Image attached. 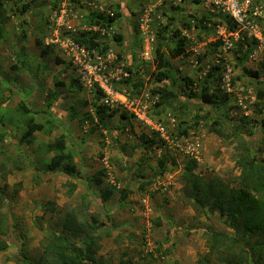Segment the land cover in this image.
Returning a JSON list of instances; mask_svg holds the SVG:
<instances>
[{
    "label": "rangeland",
    "instance_id": "obj_1",
    "mask_svg": "<svg viewBox=\"0 0 264 264\" xmlns=\"http://www.w3.org/2000/svg\"><path fill=\"white\" fill-rule=\"evenodd\" d=\"M29 1L0 0V101L8 117L3 122L0 120V227L2 237L8 243V249L0 252V264H23L21 253L30 258L38 257L43 237L61 231L70 248L82 246L85 235L89 238L92 231L97 232L92 248L95 257L105 263L203 264L202 260L209 259L213 264L219 257H225L224 254L210 256L206 244L208 229L212 227L229 235L233 230L226 225L224 217L209 209L208 202L204 206L195 204L187 196L189 186L181 179L184 166L193 159L176 150L149 127L120 118L119 109L107 119V128L96 119L90 120L88 116H93L94 110L93 94L78 88L76 73L58 46L48 45L43 56L39 49L49 40L51 15L62 6L68 10L69 25L75 29V35L89 31L87 29L94 24L89 20V14L107 17L117 12L119 16L111 25L112 29L100 34L98 39L107 42L108 50L115 55V63L132 70L140 69L144 84L132 97L146 104L150 116L164 125L168 141L176 135L183 145L181 137L199 144V160H194V172L205 183L233 187L239 175L240 142L234 135L220 139L209 133V122L201 117L207 111L213 117L224 116L227 127L239 133L253 149L252 153L264 159V132L254 124L261 119L257 113V90L264 88V76L258 79L242 76L240 71L241 67L259 68L264 75L260 66L264 64V41L253 38V45L249 47L253 36L243 31L245 37L237 51L238 39L229 34L224 25L218 24L221 15L212 0ZM241 1L251 17L249 12L255 0ZM24 4L27 5L26 12ZM253 8V14L264 18L263 1ZM193 13L211 17L205 26L206 33L193 26L188 16ZM166 25H171L169 30L177 29L180 36L187 38V54L170 60L175 80L184 76L193 80L189 88L183 82L177 85L182 93H189L190 88L197 93L209 67L215 64L222 67L219 89L227 98L221 100L217 108L198 105L194 98L180 97L187 105L182 113L178 109L155 112L154 91L167 81L158 83L154 80V62L145 60L142 53L146 41L151 49L155 47L158 31ZM256 26L262 32L264 20L263 25ZM23 33L25 38L22 40ZM119 35L121 40L117 41L115 36ZM224 37L227 44L222 40ZM21 47L25 52V65L18 59ZM208 47L214 49L213 52L199 62L198 57ZM243 55V62L238 64L236 59ZM218 81L210 82V88L214 89ZM117 89L130 93L132 87L121 83ZM51 91L57 95L48 101L51 99L48 97L47 100L46 95ZM19 102L38 112L36 122H43L44 117H40L46 113L55 117V130L50 136L35 133L33 144L20 143L21 124L12 117ZM178 123L186 129L185 136L177 134ZM60 134L65 136L68 146L75 147V178L36 168V165L42 167V152L36 149ZM141 135L151 137L156 144L145 148ZM164 161L165 168L162 169L161 162ZM99 173L101 183L97 185L95 176ZM121 189L127 193L124 199ZM106 190L112 194L102 203L99 194ZM46 204L52 210H47ZM67 217H74L87 231L64 232L63 223ZM89 225L92 226L90 230ZM5 230L7 234H4Z\"/></svg>",
    "mask_w": 264,
    "mask_h": 264
},
{
    "label": "trees",
    "instance_id": "obj_2",
    "mask_svg": "<svg viewBox=\"0 0 264 264\" xmlns=\"http://www.w3.org/2000/svg\"><path fill=\"white\" fill-rule=\"evenodd\" d=\"M260 1L264 0H255L251 5L249 14L246 13L247 19L256 23V25H263L264 18L259 14H253L254 8L253 5L259 4ZM32 0L29 1L31 3ZM26 4L23 5L25 8L24 12L27 11ZM23 10V9H22ZM221 23L225 26L226 31L230 34L235 33L238 28L237 25L232 22L226 16L220 14ZM119 14L115 12L112 16L103 17L100 14H89L88 18L94 24L101 26H111L118 18ZM189 17L192 19V24L195 28H198L199 31H204L206 33V27L210 23L211 17L209 15H200L189 14ZM205 22V24H204ZM204 24V26H203ZM186 25V24H185ZM171 26V25H169ZM169 26L163 27L158 31L157 41L155 47L152 48V57L153 65L155 67V73L153 76L156 82L167 81L163 85L157 87L154 91L156 96V101L154 102L155 112L159 113L161 110H170L176 111L183 110L187 108L185 101H181L180 97L186 99H193L198 102V105H205L209 108H213L220 104L221 100H226V94L220 93V71L222 67L220 65H211L209 69L205 72L203 76V85L199 88L198 92H192L190 88L189 93H182L179 90L178 84L183 82V84L189 88L193 84V80L184 76L180 80H175L173 78L172 67L170 60L172 58H178L181 55L187 54L188 50L186 49L187 38L180 36L178 30H169ZM189 26V25H188ZM168 27V28H167ZM212 32V30H209ZM261 35L264 36V29L261 32ZM99 33H81L77 37H74V41L79 45H83L86 49H97L99 52L104 53L109 48L107 42H103L98 39ZM245 37L243 31H238V41L236 43L237 51L242 47L241 39ZM25 38V33L22 34V40ZM117 41L121 40V36H115ZM255 40V39H254ZM37 45H40L39 41H36ZM253 45L252 42L248 44L249 47ZM210 46L213 47L212 44ZM39 49L41 56L46 54L49 46H40ZM214 49H208L206 52L198 57V61L201 62L206 54L210 55ZM18 54V53H17ZM25 52L23 47L19 50V61L21 64H26ZM117 58L120 60L121 55H117ZM245 58V55L242 58H237L238 64H241ZM69 64V63H68ZM71 65V64H69ZM264 69V64L260 65ZM15 67V66H14ZM13 67V68H14ZM72 68V66H71ZM129 77L122 81V84L129 85L132 87L130 96H134L135 93L138 94L140 89L143 87L144 80L140 75V69L132 70L130 67H125ZM250 70L245 67H241L242 76H250L254 78H260L264 76L263 73L259 70ZM218 79V83L215 84L214 89H211L210 82H214ZM212 80V81H210ZM75 83L78 84V88L84 87L81 85L78 79L75 80ZM121 84V83H120ZM80 86V87H79ZM94 100H93V116H88L90 120L94 121L95 119L102 125V127H108V118L113 117L117 114V108H109L100 103L102 97L101 92L98 89L92 91ZM57 93L51 91L47 93L46 98L48 97L52 101L55 99ZM257 98L259 100V106L257 113L260 115V121L254 122V124L259 125L264 132V88L257 90ZM2 101H0V120L3 122L6 120L7 113L5 108L2 107ZM50 102H48V105ZM200 107V106H199ZM201 108V107H200ZM154 110V109H153ZM14 115L18 120L16 122L21 124L22 136L20 138L21 144H33L34 143V134L40 133L50 136L55 130L54 120L55 117L51 113H46L42 115L40 119H43V122H36L35 116L38 115V112L32 111L22 102H19L13 109ZM182 113V111H181ZM120 118L131 119L129 115L125 112H120ZM224 116L220 115L218 117H213L210 115V112H205V115L201 117L206 119L207 131L216 135L220 139H228L230 135H234L237 138L239 147L242 150V153L237 156V163L239 167V175L234 180L235 186L230 187L227 185H213L211 183H205L201 177H199L195 172V161L190 160L184 166V171L182 172L181 179L184 182L185 186H189L187 196L194 201L195 204L204 206L208 202L210 205V210H216L220 217H224L227 222L226 225L233 230L232 234H225L224 232L217 231L212 227H209L208 238H207V247L209 254L218 255L221 254L225 257L218 258L213 264H218L222 262L223 264H264V159L258 158L256 154L252 153L251 150L246 144L245 140L241 138L239 133H234L232 128L227 127L224 123ZM194 118V117H193ZM197 117H195L194 123L197 124ZM182 122V121H181ZM179 135L185 136L186 129L181 125L177 124ZM230 132H227V130ZM232 131V132H231ZM142 136V143L146 144L145 148L151 147L152 143L156 144L151 137L147 135ZM38 148V147H37ZM37 151L41 150L42 156L40 163L44 172L51 173H63V175L69 178H75L77 175V165L75 162V147L68 146L65 136L60 134L53 138L51 142L42 144ZM47 156L48 158H45ZM36 163V162H34ZM164 162H161L162 169L165 168ZM100 176L97 174L95 176L97 185H100ZM4 179V178H3ZM121 198L124 199L127 193L124 189L120 190ZM110 190H106L99 194V198L102 203L106 202L111 195ZM49 204H46L45 207L47 210H52L51 207H48ZM0 225H2L0 223ZM64 232L73 231L74 233H83L84 225L77 224L74 217H67L63 223ZM91 225L88 226V229H91ZM92 235L88 238L85 236L82 238V246L70 248L66 245L63 237V231L60 233H50L43 237L40 242V255L36 258H30L29 256L21 253V263L23 264H113L105 263L101 258L95 257V250L92 248V245H95L96 242L93 239V236L98 237V233L92 231ZM4 234H7L5 230ZM8 249V243L2 237V231L0 227V252H5ZM203 264H211L209 259H204L201 261ZM120 264H124L121 262Z\"/></svg>",
    "mask_w": 264,
    "mask_h": 264
},
{
    "label": "built area",
    "instance_id": "obj_3",
    "mask_svg": "<svg viewBox=\"0 0 264 264\" xmlns=\"http://www.w3.org/2000/svg\"><path fill=\"white\" fill-rule=\"evenodd\" d=\"M212 2L219 14L226 16L237 25L238 30L231 34L232 36L237 38L238 31H247L255 39L264 41L260 31L257 30L256 24L247 19L245 3L241 0H212ZM67 12V8L62 6L51 15L49 20L50 37L46 44L59 47L63 57L71 64L77 79L84 89L90 93L94 89H98L102 94L100 99L101 104L127 113L131 120L149 127L152 132L163 137L176 150L183 151L191 159L198 161L199 155L197 154V150L199 144L197 142L193 144L181 137L185 144L183 145L177 140L176 135L168 141L164 125L150 116L148 106L130 96V93L117 89V85L127 79L129 74L123 64L115 63V55L110 50L101 53L97 49H86L83 45H79L74 41L73 38L78 35L73 34L75 29H71L69 25ZM90 26L87 29L89 31L84 32H97L99 35H103L112 29L111 26H101L98 24ZM222 40L227 44L225 37ZM146 42L147 45L143 48L142 56L145 60L152 59L151 63H153L152 49L149 41Z\"/></svg>",
    "mask_w": 264,
    "mask_h": 264
},
{
    "label": "clouds",
    "instance_id": "obj_4",
    "mask_svg": "<svg viewBox=\"0 0 264 264\" xmlns=\"http://www.w3.org/2000/svg\"><path fill=\"white\" fill-rule=\"evenodd\" d=\"M261 33V32H260ZM238 38V37H237ZM254 38V37H253ZM263 38V37H262ZM255 39V38H254ZM255 40H257V39H255Z\"/></svg>",
    "mask_w": 264,
    "mask_h": 264
}]
</instances>
